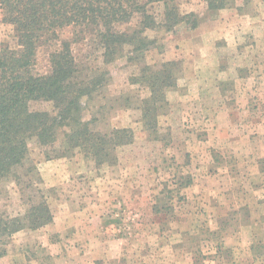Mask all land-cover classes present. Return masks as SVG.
<instances>
[{
	"label": "rangeland",
	"instance_id": "1",
	"mask_svg": "<svg viewBox=\"0 0 264 264\" xmlns=\"http://www.w3.org/2000/svg\"><path fill=\"white\" fill-rule=\"evenodd\" d=\"M173 1L198 27L147 31L156 43L141 61L106 65L90 41L74 45L85 73L106 76L84 119L102 133L130 129L134 140L101 165L80 151L47 157L30 142L27 167L39 171L44 188L35 189L53 222L13 235L4 256L17 252L13 264H264V0L217 13L206 0ZM151 11L160 19L163 7ZM3 44L16 39L0 11ZM169 61L176 85L151 130L141 111L150 92L134 81ZM36 190L0 183V213L23 214Z\"/></svg>",
	"mask_w": 264,
	"mask_h": 264
},
{
	"label": "trees",
	"instance_id": "2",
	"mask_svg": "<svg viewBox=\"0 0 264 264\" xmlns=\"http://www.w3.org/2000/svg\"><path fill=\"white\" fill-rule=\"evenodd\" d=\"M237 1L206 0L211 13L231 8ZM155 4L163 7L160 19L151 11ZM0 11L3 22L14 27L16 39L15 46L0 47V183L11 180L25 190L44 188L37 167H27L31 141L47 157H68L80 151L101 165L115 161L117 149L134 140L130 129L102 133L94 129L93 120L84 119L85 101L102 90L106 76L105 72L94 77L85 73L75 44L90 41L106 65L124 56L141 61L156 43L145 36L147 31L172 32L188 20L190 28L196 29L199 23L194 13L182 14L173 0H0ZM42 52L44 71L39 68ZM177 66V61L160 68L146 65L135 78L134 83L150 92L141 100V111L151 130L167 90L176 85ZM38 102L50 104L52 110L32 109ZM36 191L37 202L31 196L23 214L0 213V258L7 255L15 233L53 222L45 195Z\"/></svg>",
	"mask_w": 264,
	"mask_h": 264
},
{
	"label": "crops",
	"instance_id": "3",
	"mask_svg": "<svg viewBox=\"0 0 264 264\" xmlns=\"http://www.w3.org/2000/svg\"><path fill=\"white\" fill-rule=\"evenodd\" d=\"M15 253H17V252H15ZM15 253L9 252L7 257H4L0 260V264H13L11 259H12V254H15ZM26 253L28 254L27 251H26Z\"/></svg>",
	"mask_w": 264,
	"mask_h": 264
}]
</instances>
